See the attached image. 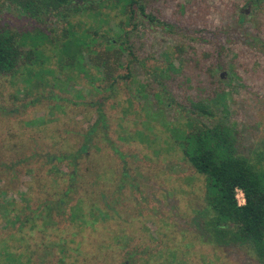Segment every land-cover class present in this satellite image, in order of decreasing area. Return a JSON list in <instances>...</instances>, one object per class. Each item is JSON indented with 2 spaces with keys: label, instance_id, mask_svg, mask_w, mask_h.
<instances>
[{
  "label": "rangeland",
  "instance_id": "rangeland-1",
  "mask_svg": "<svg viewBox=\"0 0 264 264\" xmlns=\"http://www.w3.org/2000/svg\"><path fill=\"white\" fill-rule=\"evenodd\" d=\"M139 1L146 14L168 25L150 24L136 9L133 24L126 26L133 30L136 61L126 69L127 59L117 72L129 77L117 82L112 96L91 86L99 85L93 69L90 76L77 69L61 72L57 50L48 53L40 83L32 79L28 87L25 69L0 76V200L13 202L26 222L8 226L0 218V264L7 262L5 252L14 254L18 264H258L245 247L205 242L198 215L204 177L184 161L172 130H189L196 118L187 112L190 102L220 94L229 108L226 121L235 126L238 154L264 169V53L249 40L256 36L264 42V1L257 8L246 0ZM235 4L244 14L239 28L232 15ZM104 13L109 16L104 29L120 34L116 24L124 20L122 13ZM94 15L86 11L56 22L50 16L42 26L0 0V25L28 37L30 44L39 29L47 32L56 23L61 34L66 20L75 30L84 29L94 24ZM163 54L173 59L172 67ZM41 68L35 66L32 75ZM67 76L73 79L65 83ZM96 101L105 102L108 137L125 156V186L117 190L121 161L99 135L88 158L95 169H85L90 183L78 194L81 213L96 221L85 225L52 214L56 223L42 224L34 212L68 183V171L60 167L50 174L43 155L77 148L85 125L95 120ZM36 151L42 156L20 162ZM131 252L136 255L128 259Z\"/></svg>",
  "mask_w": 264,
  "mask_h": 264
},
{
  "label": "trees",
  "instance_id": "trees-1",
  "mask_svg": "<svg viewBox=\"0 0 264 264\" xmlns=\"http://www.w3.org/2000/svg\"><path fill=\"white\" fill-rule=\"evenodd\" d=\"M2 1L6 9L15 8L29 20L42 26L50 16L56 22L69 18V16L84 14L86 11H95L93 17L96 20L93 25L77 30L78 27L75 30V26L66 20L67 27L59 34L56 23H53L52 26L46 27L47 32L39 29L36 32L37 35L31 38L32 44L27 42L28 37H21L10 26L0 25V76L13 77L21 69H25L29 76L27 82L25 81L29 84L28 87L31 86L32 79L39 83L42 81L41 74L44 71L41 67L50 59L48 53L52 54L53 50H57V62H59L61 72L66 69H77L85 76H90L89 71L93 69L98 74L93 80H98L99 85L94 86V83L90 82L91 86L99 93L104 92L111 95L117 89V82H125L129 77V74L120 76L117 72L123 69L127 59L129 61L124 67L126 69H129L136 61L130 44L133 30H126V26L133 24L136 9L150 24H157L163 28L168 25L152 14H146L145 8L139 0ZM263 1L246 0L247 4L255 8ZM241 3L244 4V0ZM113 9H118L124 16V20H120L116 24L120 34L111 30V35L108 29H104L102 25L108 23L109 17L104 13V10ZM232 15H237L235 26L239 28L242 25L244 14L240 12L238 4H235ZM249 40L253 47L264 53V42L261 39L250 36ZM40 46L44 50L40 49ZM163 56L172 62L168 63L172 67L173 59L167 58L166 54ZM33 66L41 69L32 75ZM170 67L167 71H179ZM72 79L71 76H67L64 82ZM163 93L169 96L166 94V88H163ZM50 98L60 99L51 95ZM166 99L173 101L167 97ZM222 100L223 96L218 94L213 100L190 102V109L187 112L196 118L189 122L187 132L172 130L174 141L179 147L184 161L197 174L204 177L203 206L198 210V215L202 220L205 242L218 247H245L258 264H264V169H255L249 159L238 154L235 126L226 121L229 108ZM104 101L102 103L101 101L95 102V120L85 125L80 144L74 151L43 155L47 164L50 165L48 170L50 174L59 171L60 167H64L68 171V183L57 196L46 199L38 211L34 212V217L39 218L42 224L50 221L56 223L52 214L61 220L80 221L85 225L96 221L95 219L87 220V215L81 213L83 205L81 196L78 197V194L80 193L79 189L83 188L86 183H90L84 178L85 169H95L94 160L88 158L89 154H93L91 148L97 147L99 135H101V141L121 161L122 178L117 185V190L124 188L127 177L125 156L108 137L107 129L109 127L103 108ZM181 108L184 110V107ZM202 119L207 120L208 123L203 122ZM41 156V152L36 151L20 162L31 161ZM83 158H87L85 163L82 162ZM26 175L30 176L31 174L26 172ZM97 179H99L98 176ZM0 192L3 190L0 189ZM238 192L243 194V205L238 204L236 197ZM73 202L74 204L70 205ZM68 206L69 218L66 216ZM88 215H93V210H90ZM0 218L3 224L8 226L21 222L15 204L9 201L0 200ZM21 223L25 225L26 222ZM135 255V252L129 253L128 259L134 258ZM5 259L7 261L5 264H18V259L14 254L5 252ZM126 261L128 262V260Z\"/></svg>",
  "mask_w": 264,
  "mask_h": 264
},
{
  "label": "built area",
  "instance_id": "built-area-1",
  "mask_svg": "<svg viewBox=\"0 0 264 264\" xmlns=\"http://www.w3.org/2000/svg\"><path fill=\"white\" fill-rule=\"evenodd\" d=\"M237 201L239 205H243L244 204V197L243 194L241 192H238L237 195Z\"/></svg>",
  "mask_w": 264,
  "mask_h": 264
}]
</instances>
